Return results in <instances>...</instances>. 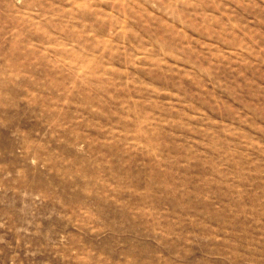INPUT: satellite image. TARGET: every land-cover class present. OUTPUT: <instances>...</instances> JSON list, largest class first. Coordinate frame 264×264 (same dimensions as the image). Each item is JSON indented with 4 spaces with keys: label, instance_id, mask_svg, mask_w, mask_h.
Listing matches in <instances>:
<instances>
[{
    "label": "rangeland",
    "instance_id": "374dc122",
    "mask_svg": "<svg viewBox=\"0 0 264 264\" xmlns=\"http://www.w3.org/2000/svg\"><path fill=\"white\" fill-rule=\"evenodd\" d=\"M0 264H264V0H0Z\"/></svg>",
    "mask_w": 264,
    "mask_h": 264
}]
</instances>
